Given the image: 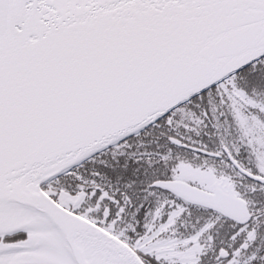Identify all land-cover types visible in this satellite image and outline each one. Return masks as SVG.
<instances>
[{
	"label": "snow or ice",
	"instance_id": "obj_1",
	"mask_svg": "<svg viewBox=\"0 0 264 264\" xmlns=\"http://www.w3.org/2000/svg\"><path fill=\"white\" fill-rule=\"evenodd\" d=\"M0 264H264V0H0Z\"/></svg>",
	"mask_w": 264,
	"mask_h": 264
}]
</instances>
